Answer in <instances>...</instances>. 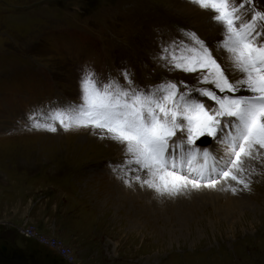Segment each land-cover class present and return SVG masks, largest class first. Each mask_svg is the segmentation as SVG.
<instances>
[{
	"label": "rangeland",
	"instance_id": "obj_1",
	"mask_svg": "<svg viewBox=\"0 0 264 264\" xmlns=\"http://www.w3.org/2000/svg\"><path fill=\"white\" fill-rule=\"evenodd\" d=\"M196 12L206 14L191 0H0V234L27 226L73 248L83 264H264V159L244 158L250 190L230 181L238 191H227L237 198L229 215L207 201L176 210L175 197L113 172L125 159L115 156L121 149L108 152L116 142L54 118L81 102L86 69L102 83L126 86L127 71L144 89L165 80L211 87L159 59L162 45L184 39L180 29L196 30L238 78L214 47L223 34L194 25ZM214 142L197 146H212L222 167L226 149ZM27 234L14 244L41 264H72Z\"/></svg>",
	"mask_w": 264,
	"mask_h": 264
},
{
	"label": "snow or ice",
	"instance_id": "obj_2",
	"mask_svg": "<svg viewBox=\"0 0 264 264\" xmlns=\"http://www.w3.org/2000/svg\"><path fill=\"white\" fill-rule=\"evenodd\" d=\"M191 3L211 13L223 34L214 47L229 58L238 78H229L196 30L180 29L184 39L162 45L159 59L169 71L195 74L197 84L211 87L165 80L144 89L127 71L126 86L102 83L86 69L79 81L81 102L54 118L64 130L90 128L100 139L123 145L125 159L113 172H132L131 179L162 196L215 188L220 178L229 181L225 191L250 190L242 175L244 158L264 159V0ZM32 127L57 132L51 123ZM204 138L225 146L222 167L208 148L197 146ZM124 183L131 186L129 179Z\"/></svg>",
	"mask_w": 264,
	"mask_h": 264
},
{
	"label": "bare ground",
	"instance_id": "obj_3",
	"mask_svg": "<svg viewBox=\"0 0 264 264\" xmlns=\"http://www.w3.org/2000/svg\"><path fill=\"white\" fill-rule=\"evenodd\" d=\"M192 23H194V25L198 26L201 30L206 31L208 33L218 31L216 29V27L212 24L211 13H209L207 11H206V14H204V13H200L199 14V13L196 12V14L194 15V18L192 20ZM214 143L217 146H221V144L218 141L214 142ZM119 145L120 144L117 143L116 145H114V147H112L111 149H108V152H114V150L118 151V150L121 149V151H119V153L116 154L115 156L122 155L123 152H124V146L123 145L119 146ZM211 147H205V148H208V150L213 154V156H215V152H214L213 149H211ZM201 149H203V148H201ZM115 156H108V157H115ZM252 160L249 159L248 161L251 163ZM228 183H229V181H225L223 179L222 181L217 183V186L215 188H202V189H200L198 191H195V190L186 191L184 194H181L179 196H173V197H175L176 200L172 202V207H173V209H175V207H176V210L184 209V211H185V208H181V207H184V206L188 207L189 211H191L192 208L193 209L197 208V209L202 210V209H204V207L206 205L205 202L207 201V202H209L211 204L214 203L216 206H219L220 208H222L221 212L224 211L223 214L225 216L229 215L231 210H234V208L237 207V206H233V203H231L234 200H237V198L233 197V195H229L227 193V191L224 190L225 188H227ZM145 192L149 193L148 191H145ZM226 193L228 194V197H229L228 200L223 201V203H220V201H217L219 198H222V197L226 196ZM149 195H152V193L149 194ZM152 196H153L152 199L160 197L159 195H152ZM164 198H166V197H163L162 199H164ZM168 205H170V204H168Z\"/></svg>",
	"mask_w": 264,
	"mask_h": 264
},
{
	"label": "flooded vegetation",
	"instance_id": "obj_4",
	"mask_svg": "<svg viewBox=\"0 0 264 264\" xmlns=\"http://www.w3.org/2000/svg\"><path fill=\"white\" fill-rule=\"evenodd\" d=\"M12 228H9L10 232L7 231L9 235L0 234V264H41L37 254L14 244L16 237L21 234L14 227Z\"/></svg>",
	"mask_w": 264,
	"mask_h": 264
},
{
	"label": "built area",
	"instance_id": "obj_5",
	"mask_svg": "<svg viewBox=\"0 0 264 264\" xmlns=\"http://www.w3.org/2000/svg\"><path fill=\"white\" fill-rule=\"evenodd\" d=\"M16 230L21 235H28L30 233V236H33L36 240H39L41 243L46 245L49 248L55 249L60 257L67 261L68 263L72 264H83L79 259L74 251L73 248L66 246L62 243V241L56 239V238H49L45 237L43 234L39 232H32L30 231L27 226H15Z\"/></svg>",
	"mask_w": 264,
	"mask_h": 264
}]
</instances>
